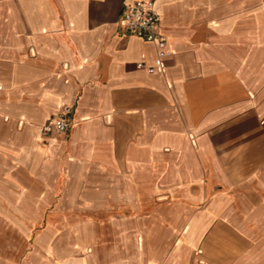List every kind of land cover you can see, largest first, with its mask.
Masks as SVG:
<instances>
[{"label":"crops","instance_id":"0c3cea01","mask_svg":"<svg viewBox=\"0 0 264 264\" xmlns=\"http://www.w3.org/2000/svg\"><path fill=\"white\" fill-rule=\"evenodd\" d=\"M136 1L162 17L155 74ZM0 46L39 87L0 132V264H264V0H0ZM65 106L68 134L24 128ZM36 179L49 210H5ZM79 191L90 210H60Z\"/></svg>","mask_w":264,"mask_h":264},{"label":"rangeland","instance_id":"374dc122","mask_svg":"<svg viewBox=\"0 0 264 264\" xmlns=\"http://www.w3.org/2000/svg\"><path fill=\"white\" fill-rule=\"evenodd\" d=\"M4 50L0 46V132L4 142H9L17 136V124L21 117H26L29 110L27 109L28 102L38 101L39 87L38 86H26L20 85V82L13 74V65L11 56L9 54L1 53ZM58 113L51 116L53 118ZM7 118V122H5ZM47 121H25L24 128L34 127L36 128L43 138L50 136L44 135V127L47 125ZM20 135V133H19ZM22 135V133H21ZM9 168L13 169V165L9 163ZM25 180L26 173L23 175ZM33 188V193L35 198L33 200L34 208L27 207L26 198L20 199L18 207H9L5 210H49L46 208L47 204L43 201L41 197L42 186L39 182L35 181ZM80 191L74 196L64 197L61 200V209L64 210L67 215H75L79 213L80 210H90L85 204L82 203V198L80 197ZM38 231H36L37 233Z\"/></svg>","mask_w":264,"mask_h":264},{"label":"built area","instance_id":"2783aa9c","mask_svg":"<svg viewBox=\"0 0 264 264\" xmlns=\"http://www.w3.org/2000/svg\"><path fill=\"white\" fill-rule=\"evenodd\" d=\"M161 21L162 17L154 1H136L125 8L122 16L124 29L129 36L157 47L155 64L148 68L150 74L163 71L166 68L165 60L171 55L167 49V39L160 32ZM138 67L145 66L139 64ZM71 113V108L63 107L56 116L49 119L44 128V135L48 136L53 131L60 135L68 134Z\"/></svg>","mask_w":264,"mask_h":264}]
</instances>
